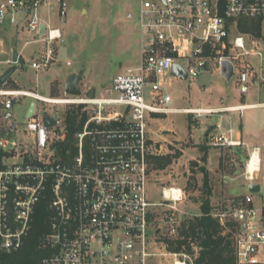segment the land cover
Wrapping results in <instances>:
<instances>
[{
	"label": "built area",
	"instance_id": "2783aa9c",
	"mask_svg": "<svg viewBox=\"0 0 264 264\" xmlns=\"http://www.w3.org/2000/svg\"><path fill=\"white\" fill-rule=\"evenodd\" d=\"M69 9V0H0V25L9 23L26 32L31 40L24 48L39 46L31 66L41 72L56 61L54 45L63 38L42 12L49 20L51 12L65 19ZM127 18L138 23L141 59L137 67L114 79L116 97L99 98L96 93L92 99L82 87L81 95L65 93L64 98L0 88V257L25 246L43 200L52 216L43 245L48 254L41 264H152L158 257L151 226L163 203H152L148 196V120L171 113L199 117L205 113L172 108L165 84L184 76L198 79L210 68L222 72L224 61L233 64L236 74L242 58L259 55L256 40L250 50L247 47V37L255 36L241 26L257 22L263 35L264 0H141L137 13ZM21 58L22 51L18 61ZM1 63L15 64L13 58ZM176 65L181 67L177 75ZM241 69L242 95L248 94L251 83L264 86L263 70H249L247 61ZM24 98L35 101V109L28 118L27 108V121L20 122L13 110ZM36 101L55 106V115L46 108L38 110ZM58 107H63L61 115ZM79 107L87 119L71 141L66 117ZM252 107H264V101ZM46 114L56 120L54 127L45 126ZM208 144L241 146L231 132L210 134ZM257 151L259 170L251 173ZM261 165L262 152L256 148L246 164L248 185L257 183ZM163 196L177 210L174 204L183 202L186 193L173 187L164 189ZM212 215L232 231L236 264H264V209L255 206L251 193L224 199ZM174 256L173 264H194L185 253Z\"/></svg>",
	"mask_w": 264,
	"mask_h": 264
},
{
	"label": "rangeland",
	"instance_id": "374dc122",
	"mask_svg": "<svg viewBox=\"0 0 264 264\" xmlns=\"http://www.w3.org/2000/svg\"><path fill=\"white\" fill-rule=\"evenodd\" d=\"M68 16L62 19L51 12L49 24L52 28H60L62 40L55 43L56 61L47 70L37 72L32 68L36 44L24 45L31 38L26 32L16 30L9 23L0 25V75L12 67H17L11 79L5 85L7 89L23 88L39 93L47 98H64L63 81L73 72H83L81 87L85 92L96 89L97 97L114 98V79L135 68L141 59V37L136 20H128V14L135 15L141 0H69ZM44 13V19L48 14ZM46 14V15H45ZM48 21V20H47ZM256 40L259 55L242 58L237 63L236 74L230 81L220 70L210 68L198 79H172L165 87L171 94L172 108L214 107L218 105L241 104L240 74L244 62H249L250 69L257 73L264 71V27L262 37H247V47L252 48ZM22 51V58L17 64L8 65L6 60L13 58V51ZM68 63L71 65L68 66ZM57 81L61 82L57 85ZM149 91V89H148ZM264 101V86L251 83L246 95V102L259 104ZM35 102L24 98L14 108L13 115L20 122L27 121L28 105ZM38 110L46 108L55 115V106L37 102ZM57 110L61 115L63 107ZM225 113L197 116L185 113L158 115L148 120L151 138L148 196L152 203H163L156 211L151 231L156 233V252L158 257L152 264H173L175 254L168 248V241L178 238V230L184 220L201 214L203 198L204 172L207 160L202 149L205 147V135L210 128L220 121ZM238 119L232 127L241 131L245 137L246 147L223 150L222 165L217 173H210V181L215 192L211 203L215 205L218 197L249 195L248 183L245 180L246 164L250 152L255 148L262 151L261 171L256 176L257 183H264V107H254L237 113ZM158 119V120H157ZM230 126L224 125L223 132ZM169 131H168V130ZM220 135H223L222 132ZM207 155V154H206ZM169 158L171 163L158 168L155 158ZM209 167H216L219 151L209 152ZM226 177V178H225ZM182 188L186 197L183 202L174 204L172 210L163 196V190ZM256 207L264 209V185L260 193L252 194ZM219 200V199H218ZM175 218V222H171ZM176 229L174 233L173 230ZM192 264V263H189Z\"/></svg>",
	"mask_w": 264,
	"mask_h": 264
},
{
	"label": "trees",
	"instance_id": "16d2710c",
	"mask_svg": "<svg viewBox=\"0 0 264 264\" xmlns=\"http://www.w3.org/2000/svg\"><path fill=\"white\" fill-rule=\"evenodd\" d=\"M243 32H251L255 37L262 36L259 23H244ZM81 107L68 111L66 125L69 140L73 141L74 133L81 129L86 121L85 114L81 117ZM203 150V149H202ZM158 168L171 163L167 158H155ZM206 161V157L203 161ZM203 198L199 216L184 220L178 230V238L168 241V248L174 253H185L191 257L194 264H236L235 247L232 231H226L220 222L212 215L211 205L212 187L208 172H204ZM52 213L48 209V202L43 200L36 211L33 228L25 246L12 255H2L1 264H41L48 251L44 248V240L50 228ZM233 230V225H231Z\"/></svg>",
	"mask_w": 264,
	"mask_h": 264
},
{
	"label": "crops",
	"instance_id": "0c3cea01",
	"mask_svg": "<svg viewBox=\"0 0 264 264\" xmlns=\"http://www.w3.org/2000/svg\"><path fill=\"white\" fill-rule=\"evenodd\" d=\"M48 20V21H47ZM46 21L49 23V19H47ZM1 51H3L4 53H5V51L4 50H1ZM19 52V51H18ZM12 57H13V55H12ZM133 69V68H132ZM128 70H130V69H127L126 71H128ZM73 73H80V72H73ZM73 73H71V74H73ZM70 74V75H71ZM3 75V74H2ZM69 75V76H70ZM1 76V75H0ZM68 76V77H69ZM68 77L63 81V85H64V87H65V84H66V82H67V79H68ZM9 82V81H8ZM7 82V83H8ZM61 82H58L57 81V85L58 84H60ZM5 85H7V84H5ZM5 85H4V87H5ZM17 89H22V90H26V91H30V90H27V89H23V88H17ZM30 92H34V91H30ZM35 93H37V92H35ZM39 94V93H38ZM240 95H241V99H242V101H244L243 103H241V104H231V105H218V106H214V107H197V108H176V109H181V110H187V111H201V112H205L203 115H214V114H220V113H225L226 115H223V116H221V119H220V121L219 122H217L214 126H210V128L208 129V131H207V133H206V135H205V139H206V145H205V147H207V146H209V147H211L209 144H208V136L210 135V134H213V135H215V136H221L220 135V133L222 132V134L223 135H228L230 132H231V138H232V140L233 141H235V142H241V146H231V147H211V148H209V149H206V148H204L202 151L204 152V154H205V157H206V160H207V162H206V164H207V170L209 171V178H210V173H217V170H218V168H220V166L222 165V160H223V158H222V151L223 150H226V149H228V150H231V149H237L238 147H242V146H245L246 147V142H245V137H244V135H243V133H242V124L240 125V128H241V131H239V130H237L236 128H234V126L232 127V124H233V121L235 120V119H238L239 118V116H237L236 114L237 113H241L242 111H244V110H248V109H250V108H254V107H252V106H254V105H257V104H250V103H247L246 102V95H242L241 94V92H240ZM42 96V95H41ZM44 97V96H43ZM32 103H34V102H32ZM32 103H30L29 105H28V108L31 106V104ZM244 107L241 111L240 110H238V108L239 107ZM233 109V110H232ZM237 109V110H236ZM207 112H214L213 114H206ZM185 114H187V113H185ZM158 120V119H157ZM226 126V125H228V126H230V128H229V130L228 131H224L223 132V126ZM168 130V129H167ZM169 131V130H168ZM216 149V150H218L219 151V161H218V164H217V166L216 167H213V168H210L209 167V161H208V159H209V152H210V150L211 149ZM256 149V148H255ZM261 150V149H260ZM253 151V150H252ZM251 151V152H252ZM262 152V151H261ZM207 154V155H206ZM226 178V177H225ZM212 181H210V184H211V187H212V193H214L215 192V190H214V187L212 186V183H211ZM259 184H261V186L263 187V185H264V183L262 182V183H259ZM230 197H234V196H228L227 195V192L225 193V196H223L222 197V195H221V197L219 196L218 197V199H217V203H216V205L212 202L211 203V205H212V207H213V212H216L219 208H220V205L222 204V202H223V200L224 199H226V198H230Z\"/></svg>",
	"mask_w": 264,
	"mask_h": 264
},
{
	"label": "water",
	"instance_id": "95a60500",
	"mask_svg": "<svg viewBox=\"0 0 264 264\" xmlns=\"http://www.w3.org/2000/svg\"><path fill=\"white\" fill-rule=\"evenodd\" d=\"M46 31V25L42 24L41 26V33L44 34ZM18 56L19 52L18 50L13 51V61L15 64L18 62ZM17 67H12L8 71H6L3 75L0 76V88H3L5 84L11 79L12 75L16 71ZM181 70V67L179 65H176L174 67V74L177 75V73ZM221 74L226 78V80L230 81L231 78L234 76V67L233 64L230 61H224L223 62V68ZM83 79V72L81 71L80 73H73L71 74L67 82L65 84V93L68 95L72 96H79L81 95V82ZM187 77L184 76L183 80H186ZM89 98H95L96 97V89L91 88V90L88 93ZM35 109V103H32L30 106L28 118L31 117L33 111ZM44 123L45 126L48 128L54 127L56 125V120L50 116L49 114H46L44 116ZM262 190V186L259 183H249L248 185V191L251 194H257L260 193Z\"/></svg>",
	"mask_w": 264,
	"mask_h": 264
},
{
	"label": "bare ground",
	"instance_id": "6f19581e",
	"mask_svg": "<svg viewBox=\"0 0 264 264\" xmlns=\"http://www.w3.org/2000/svg\"><path fill=\"white\" fill-rule=\"evenodd\" d=\"M233 110V109H232ZM237 110V109H236ZM192 113L196 112V111H190ZM258 162H259V152L257 151L255 154H254V158H253V161L250 163V168H249V171L252 173L254 172L255 170H259L258 168ZM255 175V174H254ZM167 193L169 194V190H167Z\"/></svg>",
	"mask_w": 264,
	"mask_h": 264
}]
</instances>
